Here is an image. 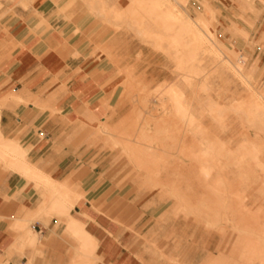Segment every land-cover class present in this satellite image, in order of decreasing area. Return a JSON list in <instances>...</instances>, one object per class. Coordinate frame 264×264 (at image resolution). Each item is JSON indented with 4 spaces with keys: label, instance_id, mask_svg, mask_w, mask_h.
<instances>
[{
    "label": "crops",
    "instance_id": "0c3cea01",
    "mask_svg": "<svg viewBox=\"0 0 264 264\" xmlns=\"http://www.w3.org/2000/svg\"><path fill=\"white\" fill-rule=\"evenodd\" d=\"M189 6V0H0V264L78 262L84 250L69 227L74 220L95 238L92 264H201L209 257L195 263L190 246L177 250L167 245V238L188 236L179 234L184 230L176 226L180 215L175 202L140 181L124 154L112 151L114 166L123 159L129 164L128 180L116 192L111 179L125 171L117 175L107 159L92 160L93 155L77 148L82 142L93 146L102 138L100 122L114 120L120 110V117L128 113L127 99L119 95L124 82L136 76L129 63L126 19L134 18L133 24L136 17L145 19V24L132 27L174 64L178 76L177 68L203 60L207 50L196 44V32L215 27L205 12L192 15ZM253 13L258 17L260 11L255 8ZM232 29H238L240 40L247 39V29L235 23L228 30ZM260 39L264 41V30ZM161 49L172 52L176 60ZM256 70L244 75L253 77ZM225 72L220 70L219 77ZM180 85L165 79L151 89L180 92L192 106ZM196 135L192 136L198 142L223 148L216 137L210 142ZM77 138V145L69 143ZM107 173L111 178L102 182L103 191L95 197L94 182ZM52 187L73 192L71 201L84 197L68 212L53 210ZM27 227L38 237L36 246L27 243Z\"/></svg>",
    "mask_w": 264,
    "mask_h": 264
},
{
    "label": "rangeland",
    "instance_id": "374dc122",
    "mask_svg": "<svg viewBox=\"0 0 264 264\" xmlns=\"http://www.w3.org/2000/svg\"><path fill=\"white\" fill-rule=\"evenodd\" d=\"M189 1H190L189 7H190V11H191L192 15H195L196 13H198L200 11L205 12L206 15L204 14V17L208 20V22L212 26L215 27L214 28L215 33H216L215 42L219 43L221 48L226 52V54L228 56L226 54H224V52L221 54H216L215 52L210 51V50L206 51L207 53L205 55L204 54L202 55V56H204L203 60L194 61V63L188 65L186 69L181 70V69L177 68L178 73H179V76H178L177 73L173 72L174 64L170 60L166 59L165 55H162L160 53H156V51L153 49V47L150 44H148L150 42L146 41L145 38H143L137 32L136 28L132 27V25H138V24H143V23L145 24V19L140 21L136 17L135 22H134L135 24L132 23L134 18L130 19V21H128V19H126L127 22H124L123 24L129 26V28H126L124 30L125 33L129 37V48H130L129 63H130V67L132 68V72H133L134 76H136V77H133V80L129 81V83L126 85L127 87H125V91L123 92L126 94L120 93V99H122V100L127 99L125 104H127L129 106V109H127L128 113L124 117H120L122 112H123V110H120L119 113H116L114 115V117H115L114 120H112L110 122H100L99 126H98V130H99V133L102 135V138L93 146L89 147L86 143L82 142L77 146V148L81 149V151L88 153L89 156L93 155L91 157L92 160H94L96 158H97V160L101 159L100 161L107 159L108 164L111 166V168L113 170L116 171L117 175H119V173H122V171H125V173H123L121 176H119L116 180L111 179L114 182V187L116 188V192H119L121 185L126 183L127 182L126 180H128V178H126L125 176L128 172L129 164L127 162L124 163L125 159H123L120 163L117 164V166H114V163L112 162V153L113 152L115 154H124L130 160L131 167L136 173L135 176L140 181L144 182V184L147 185L153 192H156L160 196L172 197L173 201L175 202V208L178 209L177 210L178 215H180V217H178L176 226L180 230L181 229L184 230V231H180L179 234H184V235L187 234L188 236H178V237H174L172 239L167 238L169 241V242H167V245L172 243L173 245L176 246L177 250H179L180 248L183 249L187 245L190 246V250L193 252H191L189 254L192 257V260H194L195 263H198V262H202L208 254H210V256L214 257V258L215 257L218 258L220 254H223L225 256L230 255L232 253V250H233L234 241L243 239L244 236H245V238H250L251 240H256L257 239L256 236H257V233L259 232V229L257 230L256 228H253L252 230L248 231V233L241 230L242 229L241 221L239 223L238 222L239 220L233 219L234 213L233 214L231 213V212H233L232 210H230L231 212L228 211V214L223 213L221 215V217H222L221 219H223V220L220 219L217 222V223L221 224L222 226H224V228L222 230H220V228L218 226L209 225L207 227V225L205 223L206 221L204 218L205 216H204V214L202 215V213L200 211H199L200 213L198 212V210H197L198 213L196 212V210H194L196 213L193 211H190V212L188 211L189 212L188 213L187 211L183 210L181 202H183L184 199L188 200V201L190 200V201L195 203V201L197 202L198 200L206 201V200H208L207 197H211V196L212 197L209 198L208 201L212 200V202H213L214 199H216L217 197L219 198V196H217L218 193L216 195L213 193V191L209 192L210 190H208V192L211 193L210 194L211 196H208L209 194H207V197L204 196L205 193H203V192H206V189H208L207 187H205L206 189H204V187H203L204 184L202 186L203 187V190H202L203 194L201 193V196L203 195V197H205V199L201 198V196H200V199H199V197L197 198V196L200 195V194L197 195V192L200 193V191H201L200 186L202 184H199V183L196 184L199 186V188H197V190L194 191V192H196V194L192 192L193 188L195 190L196 187H198V186L195 187V185H193V187L190 186L193 183V181L195 182V180H192V178L194 177L193 174H195L196 170L193 171L194 173L189 170L188 171L189 174H188V172H184L185 174L184 173L182 174V171H179V173L181 172L180 174H182L183 176L181 175L180 179L178 181L179 177H177V180H176V176H175V173H174V170L172 167L169 168L171 171L165 170L166 173L168 172L170 174V176H169V174H166L164 171H163L164 175L163 174L159 175V173H162V172H158V173L156 172L158 174V176H157V174L153 173V176L155 178L157 177L156 179H154V177L153 178H150V176L147 177L148 173H146L147 172V168H146L147 166H144L145 163H143L142 166H136V164H138V163L134 162L135 159H137V160L139 159L142 162H146L149 157L151 160H152V158H154V160H155V157H156V159L158 161H162L163 153L165 154L166 152H169L171 154L168 159H170V161H172L173 158L175 159L176 156L177 157L179 156V151L177 150V148H176V151H175V147L168 148V151H166L167 149L163 150V148L159 145L163 140H164L163 142L165 144H170V145L175 144L177 142V139H175L176 135H178V136L182 135L181 137H183V134H180L178 132L175 135L174 131L171 132L169 130V132H171L170 137L167 133H163L164 136H166L165 139L163 137L162 140L160 141V139L154 138L155 136H154L153 131L156 130L155 128L159 125V124H156L157 121L169 120L170 122L169 121H167V122H169V124L171 126H174L175 123H179L178 121H182V120L179 117H177V118H179L180 120L175 118V116L173 118H171L173 114L170 113V110H169V108H171V105L169 107L170 103L168 102V100L166 98L163 99L164 97H161V95L157 94L156 89H151V88H153L158 82H162L165 79H167L168 81H171V82L177 80L178 84L179 85L181 84L180 86L186 92V93H184V95L185 94L187 95L188 99L191 101L192 106H194V108L196 109L195 110L196 115L200 116V114H202V112H203V115H202L203 117H200V120L202 118L201 122L204 124L203 125L204 129L200 133L198 132L196 136L200 137V138L208 137L210 142H212L210 139H212L213 137H216L217 139H220L223 142V146H222L224 148L223 154H226V155H225V157L222 156L223 158H225V159L222 158V161L224 162V163L222 162V165L223 166L225 165V167H224L225 169L223 167H221L222 165L221 166L219 165L218 168L221 167L220 169H224V172L227 173L228 175H230L231 180H232L231 182L233 185L231 183L230 184L233 186V189H238V187H239V190H241V189L245 190L248 194H250L249 196H252L249 198H251V200L254 201V203L260 207L262 212L260 213L259 218L261 219V221H264V213H263L264 212V172L261 170V168L264 167V162L262 165L259 164L257 161H256V163H255V161H250L251 164L250 163H247V165L244 164L243 167L246 168V166H247V168L251 169L253 172L249 171L252 179H248L249 181L244 180L243 182H239L238 173H237L238 165H235V164H237L235 162V161H237V159L235 160V158L239 155H240V157H238V159L241 158V156H242L241 151H245V150H243L242 145L244 144V146H248L249 144H251L250 142L253 139H255V137H256V140H253L252 143H255V145H258V147L262 146V148L260 149L259 155H261V153H262L260 159L264 161V131H263L264 130V125H263L264 123H261V121L264 120V114H263L264 111L262 112V110H260L262 112L261 113L262 116H260V118L258 116V113H260V112H258L256 115V112L253 111L255 109H256V111H258L257 109L259 108V105L261 104V103L259 104V102H262V101L264 102V100H263L264 99V95H263L264 94V90H263V88H264V41H261V39H260L261 33L264 30V0H205V5H204V0H189ZM255 8L258 11H260L258 17H255V14L253 13ZM174 9L176 11H181V9L178 5H175ZM132 15H134V14L132 13ZM232 23H235L239 27L247 29V31L249 32V35L246 36L247 39H244L242 41V40H240V37H237V33H235V32L238 29H232L231 31L233 33L228 30ZM204 38L205 39H203V41L204 40L205 41L204 42L202 41L203 43H206V45H208V46L210 45V43L212 44V42H210V40H208L209 39L208 37H207V39H206V37H204ZM218 40L223 44H220V42ZM146 42H148V43H146ZM225 48L228 51H226ZM228 48H230L234 51H229ZM161 50H163L166 54L170 55L171 57H173L176 60V58L174 57V54L172 52H168L164 49H161ZM241 55H247V57L241 56ZM205 57H208V58H205ZM231 57L233 60L231 59ZM229 58L233 62H228L227 60H229ZM231 60H229V61H231ZM235 60H237L238 62L236 61V63H235ZM226 62H228V63L225 64ZM231 63L236 64L237 66H239V68L242 65V67L240 68L241 70H239L238 67H235L236 65L233 64L234 65L233 66ZM227 65H229L230 67L233 66L235 68H233V67L230 68ZM236 68H237V71H239L237 73H236V71H234V70H236ZM255 68L257 69L255 72V76H253V77L252 76H250V77L245 76V75H247V73H249L250 71H252ZM220 70L222 72L226 71L224 73L223 77H219V71ZM234 73L238 74V76H236V74H234ZM239 73H240V75H239ZM241 75H244L245 78L247 80H249L248 81L249 84L245 82L246 80L244 79V77L241 78ZM138 77L142 78L144 81H147L148 86L144 85L143 82ZM235 78H237L239 81L236 80ZM187 79H188V81H187ZM223 79L228 80L229 82L224 83L225 80H223ZM122 86H123V83H122ZM128 93L132 94V95L130 96ZM127 94H128V96H126ZM155 94H157V95H155ZM260 94L262 95V100L260 98L261 96H259ZM159 97H161V98H159ZM210 99H212L213 101ZM235 99H238L240 101L237 102V101H235ZM258 99H259V102H258L259 105L257 104V106H258V108H257L256 104H254V103L255 102L257 103ZM164 100H166L169 104ZM254 100H255V102H254ZM129 101L131 102L130 104H128ZM245 101H246V103H245ZM248 101H251L250 103L253 104V109L251 108V105L249 107ZM211 102H213V103H211ZM242 102H244L245 104ZM238 103H239V105L237 106V108L238 107L244 108V107H240V106H245L244 110L245 111L251 110L252 113L248 114L247 111L246 112L244 111L245 113H243V111L241 109H239V108L237 109L236 106H234V105H237ZM162 104L167 105L166 110L168 112L166 110H162V108L165 109V106H163ZM213 104H214V106H213ZM217 104L219 106L223 105V107H225V106L226 107H225V109L222 107L224 110L221 107H220L221 109H219V108L216 109L215 106H217ZM230 104H231V107H230ZM232 104H234L233 106H234V108H236L235 109L236 112H235L234 108L232 107ZM262 104H264V103H262ZM261 105H260V109H264L263 105L261 108ZM208 106H209V110H208ZM246 106L249 109H247ZM254 106H256V107L254 108ZM226 108H228V110H229V108H231V110L233 108V111H231V110L228 111ZM211 109H213L214 112L211 111ZM237 110H238V112H237ZM218 111L220 112V117H218L219 116ZM224 111H226V112L223 114L222 112H224ZM240 111H241V113H240ZM165 112L167 115L165 114ZM212 112H213V115H211ZM217 112H218V114H217ZM216 115H218V116L216 117ZM165 116H167V120H166ZM213 116L216 118H212ZM244 117H246V118H244ZM171 119H175V121L177 120V122H174ZM220 119H222V120H220ZM246 119H247V121H246ZM254 119H255V121H254ZM257 119H259V120H257ZM102 123L104 124V127H102L103 126ZM105 123L106 124L109 123V125H113V126H108ZM172 123H173V125H172ZM141 124L144 127H142ZM257 124H259V125H257ZM261 124L263 126H261ZM182 125H183V123H182ZM153 127H155V128L153 129ZM124 128L126 129V131H123V130H125ZM140 128H141V130L143 128L149 129L148 132L150 131L149 132L151 134L150 137L151 138H152V136H154V137L150 140V138L148 139L147 136L143 135L145 137L144 138L142 136V133H141L142 131H140ZM259 128H262V130L261 129L259 130ZM101 129H102V131H101ZM128 129H130V130H128ZM189 132L191 133V131H189ZM256 132H258L260 137H257L258 135L256 136V134H257ZM126 133H128V134H126ZM133 133H134V135H133ZM246 133L248 135H245ZM111 134H112V136H111ZM163 134H161V135H163ZM142 137H143V139H142ZM120 138H121V142L119 140ZM146 139H148V140L146 141ZM157 139L159 140L160 143L158 142ZM246 139H247V141H246ZM248 139H249V142H248ZM79 140L80 139L77 138L75 140L70 141L69 143H74L75 145H77L76 142H79ZM171 140L173 142H171ZM124 141L127 143H130L132 145V147H134L133 150H135L139 144L138 149H137L138 152L136 151V154L131 155L130 152L125 151V148H123V147L127 143H125ZM122 142H124V145ZM163 142L161 144H163ZM243 142H245V143H243ZM146 143H148V144H146ZM149 143H152V144L150 145ZM246 143H249V144H246ZM112 144H114L115 146L117 145V148H114L115 146L114 145L112 146ZM141 145L144 146L143 147L144 149L142 147H140ZM147 145H148V147H147ZM152 145H155L153 147H156V148H153ZM239 146H241V147H239ZM149 147H151V149ZM92 148H93V152H92ZM147 148L150 149L149 150L150 152H148ZM139 149H142L143 152ZM169 149H170V151H169ZM152 150L153 151L156 150L155 152L158 154L151 152ZM159 150H160V152H159ZM237 151L239 152V154ZM128 153H129V155H128ZM137 153L139 156L137 155ZM150 153H152V154H150ZM153 153L156 156H153L154 155ZM134 155H136L138 157H136ZM249 157L251 158V156H249ZM150 159H148V161H150ZM252 160H254V159H252ZM253 162L255 165L253 164ZM252 164L254 165V167L256 165H258L255 167L256 169H258L257 171H256V169L253 170L254 167L252 168V166H253ZM93 166H95V165L93 164ZM229 167L231 170L229 169ZM145 170H146V172H145ZM176 174L178 175V173H176ZM111 175L112 174L107 173V174L103 175L99 180L94 182L96 187H97V190L94 191L95 197L100 192L103 191L102 182H104L108 178H111ZM190 175H193V177ZM254 175L257 176L258 178L257 177L254 178L255 177ZM159 176H162V177H159ZM168 176H169V182H168L169 185L166 183L168 180L166 181L164 178V177H166V179H168L167 178ZM173 176H175V177H173ZM151 177H152V174H151ZM148 178L153 179L152 183L158 181L155 184H156V186L159 185L158 187L160 188V190L155 189L154 187L150 186L151 182L149 181L150 179H148ZM162 178H163V180H161ZM172 178H174L175 180H173ZM181 178H182V180H181ZM180 180H181V183H179V186L182 185L180 187L182 190L181 189H179V190L182 193V197L184 199L182 197H178V196H174V195L171 196L170 194H168V191L171 189L170 187H172L174 184L173 182L174 181L176 182L174 184V186H175L178 184V182H180ZM163 181L167 185L166 184L163 185V183L161 184V182H163ZM189 182L191 184H188ZM240 183H242V184H240ZM41 184H44V183H41ZM44 186H45V184H44ZM187 186H188V188H189V186L191 187L192 190L189 188L190 189L189 191L192 192L191 194L194 195L193 197L190 194V192L184 190V189L188 190ZM177 187H175V188L177 189ZM223 188H225V187H223ZM167 189H169V190H167ZM148 195L151 196V195H154V193L150 192V193H148ZM189 195H191V197ZM213 195H216V196H213ZM217 199L214 201L216 204H213L214 202L212 203L215 206L220 203V202L218 203V200L219 201L222 200V199L220 200V198L218 200ZM222 201L227 202L226 200H222ZM250 201H248V199H247L248 205L249 206L254 205L253 202L251 201V203H250ZM178 205H180V206L178 207ZM229 205L230 204H226L225 205L226 208H225L224 204H222L221 205V207H222L221 211L225 210V212H226ZM186 213H187V215H186ZM192 213H194V214H192ZM183 215L188 217L190 220H185ZM192 219L194 220V223L192 222L193 221ZM187 222H189V223H187ZM196 223L205 227L207 230L202 229ZM216 227H218L219 230ZM27 230H29L30 235L32 237H35L37 239L36 244L34 245V246H36L38 244V237L35 236L36 234H34L30 228L27 227ZM191 230H193V231L191 232ZM136 231H137L136 234L138 235L139 231L138 230H136ZM250 232H251V234H250ZM67 233H68V231H67ZM263 238H264V234H263ZM230 242L232 245L230 244ZM227 246H228V248H227ZM25 248H26V245L24 248L19 246L18 250H19V252H22V251H24ZM236 248L238 249V247H236ZM236 248L234 247L233 253L235 252L236 258H237V255L238 254L240 255L241 251L239 250V253H238V250H236ZM257 248H258L257 252H259V254H257L258 257L256 256V258H254L255 260H253V263L258 264V262H259V264H264V240L259 241ZM158 249L162 250L163 248L160 247ZM226 250H227V254L225 253ZM248 252H251V251H248ZM238 261L239 260L237 259V262Z\"/></svg>",
    "mask_w": 264,
    "mask_h": 264
},
{
    "label": "bare ground",
    "instance_id": "6f19581e",
    "mask_svg": "<svg viewBox=\"0 0 264 264\" xmlns=\"http://www.w3.org/2000/svg\"><path fill=\"white\" fill-rule=\"evenodd\" d=\"M66 15V14H65ZM68 16V15H67ZM66 18V17H65ZM69 18V17H68ZM77 30V29H76ZM158 31V33H157V35L159 36L158 38L160 39L161 38V35L159 34V30H157ZM73 32H75V31H73ZM139 33V32H138ZM197 36H198V39H199V41L197 42L196 41V44H202L201 45V47H203V46H205L206 47V50L207 51H213V52H215L216 54H221L222 53V49H221V46L220 45H218V43L217 42H215V31L214 30H212V29H202V30H197ZM142 35V34H141ZM142 36H144V34L142 35ZM204 37H206V39H207V37L209 38L208 40H210V42H212V44L210 43V45L208 46V45H206V43H203L204 41H203V39H205ZM203 41V42H202ZM161 42H162V40H161ZM202 51V50H201ZM224 52V51H223ZM227 55V54H226ZM219 56V55H218ZM228 56V55H227ZM228 58V57H227ZM99 59V58H98ZM222 59V58H221ZM231 59H232V57H231ZM230 58H229V60H231ZM238 59V58H237ZM229 60H227L228 62H233L232 60L231 61H229ZM236 61L237 60H235V63H236ZM228 62H226L225 64H227ZM238 62V61H237ZM243 63V62H242ZM232 65L234 64V63H231ZM230 64V65H231ZM240 64V63H239ZM234 65H236V64H234ZM233 65V66H234ZM227 66H229V65H227ZM232 66V67H233ZM230 67V66H229ZM232 67H230V68H232ZM235 67H238V69L239 70H241L240 68L242 67V65L240 66V68H239V66H235ZM235 67H233V68H235ZM234 70V69H233ZM234 71H236V73L237 72H239V71H237V68H236V70H234ZM233 71V72H234ZM236 73H234V74H236ZM239 75H240V73H239ZM236 76H238V74H236ZM240 77V76H239ZM238 77V78H239ZM242 77H244L243 75H241V78ZM240 78V79H241ZM245 79V78H244ZM129 82L128 81H125L124 82V84H125V86L128 84ZM132 83V82H131ZM244 83V82H243ZM133 84V83H132ZM127 87V86H126ZM131 88V87H130ZM129 89V88H128ZM132 89V88H131ZM124 91H125V89H124ZM123 93V92H122ZM113 94V93H112ZM123 94H126V93H123ZM129 94V93H128ZM128 94L126 95V96H128ZM151 94V93H150ZM149 94V95H150ZM154 94V93H153ZM157 94H159V95H161V97H164L163 99H167L168 100V102L170 103H168L166 100H164V101H166L168 104H169V107H170V105H171V108H169V110H170V113H172L173 115H172V117L171 118H173L174 116H175V118H177V117H179V118H181V120L182 121H178L179 123H175L174 124V126H171L170 124H169V120H167V116H165V118H166V120L167 121H169V122H167V121H165V120H159V121H157L156 122V124H159L156 128L155 127H153V129L155 128L156 130H154L153 131V133H154V136H152V138L154 137V138H158V139H160V141L162 140V138L164 137V139L166 138V136H164V134L163 133H167L168 135H169V137H170V134H171V132H175L174 134L176 135V133H180V134H183V137H181L182 135H180V136H178V135H176V137H175V139H177V142L175 143V144H165L163 141V144H161L160 142H159V140H158V142L160 143V145L159 146H161L162 148H163V150L164 149H167L166 151H168V148H172V147H175V151H176V148H177V150L179 151V156L176 158L175 157V159L173 160L172 158V161H170V159H168L169 157H170V153L169 152H166L165 154L163 153V157H162V161H158L157 159H156V157H155V160H154V158H152V160L150 159V157L148 158V159H150V161H148V159H147V161L146 162H142L141 160H137V159H135L134 160V162H136V163H138V164H136V166H142V164L143 163H145L144 164V166H147L146 168H147V172H146V170H145V172L146 173H148V176L147 177H149L150 176V178H153L154 176H153V173H155V174H157L158 172H162V173H159V175L161 174H163L164 175V173H163V171L166 173V171L165 170H170L169 168H173V170H174V173H175V176H176V180H177V177H179L178 178V181H179V179H180V176L186 171V172H188L189 170L191 171V169L193 170H196V172H195V174H193L194 175V177H193V175H190V176H192L193 178H192V180H195V182L193 181V183L191 184L190 182L188 183V184H191L190 186L191 187H193V185H195V187L196 186H198V185H196L197 183H199V184H202L201 186H200V188H201V191H200V193H198L197 192V195L198 194H200V195H198L197 196V198L199 197V199H200V196H201V193H202V190H203V187H204V189H206L205 187H207L208 189H206V192H203V193H205L204 194V196H206L207 197V194H209L208 196H211L210 194L211 193H209V192H211V191H213V193L214 194H216L217 195V193H218V195L217 196H219V198H220V200L222 199V200H226L227 202H225V201H219L217 198V200H218V203L219 204H217L216 206L215 205H213V204H216L214 201L216 200V199H214V203L212 202V200H210V201H208L209 200V198H211V197H207V199L208 200H206V201H202V200H198L197 198V202L195 201V203L194 202H192V201H188V200H185L183 197H182V193L180 192V190L179 189H181L180 187L182 186H179V183H181V180H182V178H181V180H180V182H178V184L177 185H175L174 186V184L176 183L175 181L173 182L174 184H173V186L172 187H170L171 189L169 190V189H167V190H169L168 191V194H170L171 196H178V197H182L184 200H183V202H181L182 203V209L183 210H185V211H193V212H195L194 210H196V212H197V210H198V212L200 211L201 213H202V215L204 214V218H205V223H206V225H207V227L209 226V225H213V226H218L219 228H220V230H222L223 228H224V226H222L221 224H219V223H217L222 217H221V215L223 214V213H226V214H228V211L229 212H231L230 210H232L233 212H231L234 216H233V219H235V220H239L238 222L240 223V221H241V227H242V229L241 230H243L244 232H247L248 233V231H250V230H252L253 228H256L257 230L259 229V232L257 233V239L256 240H251L250 238H245V236H244V238L243 239H240V240H237V241H234V243H233V250H234V247L236 248V247H238V249L236 248V250H238V253H239V250L241 251V254L238 256L237 255V258H236V254H235V252L233 253V250H232V253L230 254V255H228V256H225V255H223V254H220L219 255V257L218 258H214V257H211L210 255H209V257L208 258H206L205 259V261H203L201 264H255V263H253V260H255L254 258H256V256H257V254H259V252H257V250H258V248H257V246H258V243H259V241H263L264 240V238H263V234H264V221H261V219L259 218V215H260V213L262 212L261 211V209H260V207L258 206V205H256L255 203H254V201H252L251 200V198H249V197H252V196H249L250 194H248L245 190H239V187H238V189H233V184H232V180H231V177H230V175H228L227 173H225L224 172V167H225V165L223 166L222 165V156H224L225 157V155L226 154H223V149L224 148H222V149H217V146H214V144L212 143L211 145H208L207 143H205V142H198V141H196V140H194V138H193V133H200L201 131H202V123H201V120H200V117H202V114H200V116H197L196 115V112H195V110L192 108V106H188L185 102H184V98H183V94L182 93H180V92H176V91H174V90H169V91H167L166 93H157ZM157 94H155V95H157ZM130 96L132 95V94H129ZM163 95V96H162ZM264 95V94H263ZM113 96V95H112ZM120 96V95H119ZM148 96V95H147ZM259 96H261L260 98H261V100H262V95L260 94ZM149 97V96H148ZM147 97V98H148ZM161 97H159V98H161ZM254 97V96H253ZM252 97V98H253ZM130 98V97H129ZM158 98V99H159ZM259 98V97H258ZM259 98V99H260ZM144 99V98H143ZM259 99H258V101H257V103L255 102V100H254V104H256V106H257V104H258V102H259ZM147 100V99H146ZM210 100H212V99H210ZM264 100V99H263ZM144 101V100H143ZM213 101V100H212ZM163 102V101H162ZM161 102V103H162ZM210 102V101H209ZM217 102V101H216ZM249 103L251 102V101H248ZM211 103H213V102H211ZM210 103V104H211ZM215 103V102H214ZM242 103H244V102H242ZM245 103H246V101H245ZM244 103V104H245ZM248 103V105H249V107H250V105H251V108L253 109V104H249ZM262 104V103H264L263 101L262 102H259V104ZM220 104V103H219ZM241 104V103H240ZM258 104V105H259ZM260 104V105H261ZM163 105V104H162ZM234 104H232V107L234 108V106H236V108H237V106L239 105V103L237 104V105H234ZM242 105V104H241ZM247 105V104H246ZM260 105H259V108H258V106H257V110L258 111H256V109L255 110H253V111H255L256 112V115H257V113L258 112H260V113H258V116H259V118H260V116H262L261 115V113L264 111V109H260ZM263 105V108H264V104H262ZM262 105H261V108H262ZM163 106H165V109L164 108H162V110H166V108H167V105H163ZM162 106V107H163ZM213 106H214V104H213ZM256 106H254V108L256 107ZM223 107V105L222 106H219L218 104H217V106H215V108L217 109V108H219V109H221V108ZM226 107V106H225ZM225 107H223L224 109H225ZM230 107H231V104H230ZM240 107H244L245 108V106H240ZM211 108V107H210ZM222 108V109H223ZM233 108H232V110H231V108H229V110H231V111H233ZM236 108H234V110L236 109ZM239 108V107H238ZM237 108V109H238ZM244 108H239V109H241L242 111H243V113H245L246 111H247V113L248 114H251L252 112H251V110L249 111V110H244ZM246 108L247 109H249L247 106H246ZM250 108V109H251ZM223 109V110H224ZM227 110H228V108H226ZM208 110H209V106H208ZM228 110V111H229ZM260 110H262V112L260 111ZM167 111V110H166ZM211 111H213V109H211ZM245 111V112H244ZM168 112V111H167ZM214 112V111H213ZM213 112H212V114L211 115H213ZM219 112V111H218ZM218 112H217V114H218ZM226 111H224V112H222L223 114L225 113ZM235 112H236V110H235ZM237 112H238V110H237ZM216 113V112H215ZM221 113V114H222ZM240 113H241V111H240ZM246 113V114H247ZM254 113V112H253ZM151 114V113H150ZM165 114H166V112H165ZM263 114H264V112H263ZM167 115V114H166ZM219 115V116H218ZM218 115H216V117L218 116V117H220V112H219V114ZM254 115V114H253ZM222 116V115H221ZM247 116V115H246ZM216 117H212V118H216ZM254 117V116H253ZM170 118V117H169ZM179 118H177V119H179ZM223 118V117H222ZM244 118H246V117H244ZM137 119V118H136ZM164 119V118H163ZM218 119V118H217ZM256 119V118H255ZM255 119H254V121H255ZM171 120H173L174 122H177V120L175 121V119H171ZM180 120V119H179ZM220 120H222V119H220ZM257 120H259V119H257ZM261 120V119H260ZM134 121V120H133ZM136 121V120H135ZM246 121H247V119H246ZM145 122V121H144ZM150 122V121H149ZM148 122V123H149ZM257 122V121H256ZM147 123V122H146ZM182 123H183V125H182ZM250 123V122H249ZM258 123V122H257ZM261 123H264V120L263 121H261ZM103 124V123H102ZM106 124V123H105ZM252 124V123H251ZM106 125H108V126H113V125H109V123H107ZM128 125V124H127ZM144 125V124H143ZM172 125H173V123H172ZM257 125H259V124H257ZM264 125V124H263ZM262 124H261V126H263ZM141 126H142V124H141ZM249 126V125H248ZM260 126V127H261ZM102 127H104V124H103V126ZM142 127H144V126H142ZM108 128V127H107ZM114 128V127H113ZM126 128V127H125ZM124 128V129H125ZM252 128V127H251ZM109 129V128H108ZM111 129V128H110ZM127 129V128H126ZM126 129L125 130H123V131H126ZM256 129V128H255ZM258 129V128H257ZM262 130V128H259V130ZM128 130H130V129H128ZM148 130L149 129H147V128H143L142 130H141V128H140V131H142L141 133H142V136L143 135H145V136H147L148 137V139L150 138V140L152 139L150 136H151V134L148 132ZM169 130L171 131V132H169ZM101 131H102V129H101ZM105 131V130H104ZM189 131H191V133L189 132ZM264 131V130H263ZM128 132V131H127ZM138 133V132H137ZM144 133V134H143ZM152 133V134H153ZM257 133V134H256ZM255 134H256V136L257 137H260L259 136V134H258V132H256ZM126 134H128V133H126ZM156 134V135H155ZM161 134H163V135H161ZM173 134V133H172ZM130 135V134H129ZM133 135H134V133H133ZM139 135V134H138ZM111 136H112V134H111ZM144 137V136H143ZM143 137H142V139H143ZM123 138V137H122ZM132 138V137H131ZM141 138V137H140ZM145 138V137H144ZM148 139H146V141L148 140ZM168 139V138H167ZM166 139V140H167ZM258 139V138H257ZM120 140V142H121V138L119 139ZM118 140V141H119ZM124 140V139H123ZM149 140V141H150ZM156 140V139H155ZM253 140H256V137H255V139H253ZM252 140V141H253ZM132 141V140H131ZM135 141V140H134ZM144 141V140H143ZM246 141H247V139H246ZM245 141V142H246ZM251 141V140H250ZM252 141L250 142L251 144H249V143H246V144H249L248 146H244V144L243 143H245V142H243L242 144V148H243V150H245V151H241L240 153L242 154V156H241V158H239L238 159V157H240V155L239 156H237L236 158H235V160L237 159V161H235L237 164H235V165H238V168H237V173H238V179H239V182H243L244 180L245 181H249L248 179H252L251 178V174H250V172H253L251 169H248L247 168V166H246V168L245 167H243L244 166V164H246L247 165V163H250L251 164V162L250 161H255V163H256V161L259 163V164H263V160H261L260 159V157H261V155H262V153H261V155H259L260 154V149L262 148V146L261 147H258V145H255V143H252ZM125 142V141H124ZM124 142H122L123 143V145H124ZM155 142V141H154ZM171 142H173L172 140H171ZM248 142H249V139H248ZM114 143V142H113ZM121 143V144H122ZM125 143H127V142H125ZM134 143V142H133ZM168 143V142H167ZM217 143H218V141H217ZM115 144V143H114ZM114 144H112V146L114 145ZM143 144V143H142ZM146 144H148V143H146ZM150 145L152 144V143H149ZM158 144V143H157ZM6 145V144H5ZM156 145V144H155ZM155 145H152V147L153 146H155ZM221 145H223V142H221ZM261 145V144H260ZM115 146V145H114ZM138 146H139V144H138ZM138 146L136 147V149L135 150H133V148L134 147H132V145L130 144V143H127V144H125L124 145V147L123 148H125V151H127V152H130V154L132 155V154H136V151H137V149H138ZM140 147H144V146H140ZM147 147H148V145H147ZM239 147H241V146H239ZM114 148H117V145L114 147ZM150 149H151V147H149ZM153 148H156V147H153ZM152 148V149H153ZM161 148V149H162ZM119 149V148H118ZM121 149V148H120ZM144 149V148H143ZM150 149H148L147 148V150H148V152H150L149 150ZM160 149V148H159ZM139 150H141L142 151V149H139ZM146 150V149H145ZM226 150V149H225ZM140 151V152H141ZM156 150H152L151 152H154V153H156L155 152ZM169 151H170V149H169ZM21 152V151H20ZM138 152V151H137ZM139 152V153H140ZM143 152V151H142ZM147 152V151H146ZM159 152H160V150H159ZM165 152V151H164ZM234 152V151H233ZM238 152V151H237ZM23 153V152H22ZM153 153V154H154ZM177 153V152H176ZM150 154H152V153H150ZM156 154H158V153H156ZM238 154H239V152H238ZM128 155H129V153H128ZM137 155H138V153H137ZM146 155V154H145ZM162 155V154H161ZM173 155V154H172ZM232 155V154H231ZM237 155V154H236ZM134 156H136V155H134ZM139 156V155H138ZM138 156H136V157H138ZM152 156V155H151ZM153 156H156L155 154L153 155ZM152 156V157H153ZM249 156H251V158L249 157ZM21 157V156H20ZM133 157V156H132ZM160 157V156H159ZM232 157V156H231ZM135 158V157H134ZM23 159V158H22ZM223 159H225V158H223ZM252 159H254V160H252ZM160 160V159H159ZM224 163V162H223ZM135 164V163H134ZM249 164V165H250ZM253 164H254V162H253ZM252 164V165H253ZM219 165L221 166V167H223L224 169H220V168H218L219 167ZM255 165V164H254ZM254 165L252 166V168L254 167ZM189 166V167H188ZM256 166H258V165H256ZM255 166V167H256ZM251 167V166H250ZM249 167V168H250ZM254 167V169L253 170H255L256 168ZM139 168V167H138ZM145 168V167H144ZM190 168V169H189ZM141 169V168H140ZM229 169H230V167H229ZM193 170V171H194ZM231 170V169H230ZM258 169H256V171H257ZM261 170L264 172V167L263 168H261ZM179 171H182V174H180L179 173ZM192 171V172H193ZM226 171V170H225ZM250 171V172H249ZM144 172V173H145ZM157 172V173H156ZM191 172V173H192ZM227 172V171H226ZM233 172V171H232ZM255 172V171H254ZM143 173V174H144ZM176 173H178V175L176 174ZM194 173V172H193ZM234 173V172H233ZM151 174H152V177H151ZM166 174H169L168 172L166 173ZM180 174V175H179ZM185 174V173H184ZM188 174H189V172H188ZM254 174V173H253ZM256 175V174H255ZM254 175V176H255ZM157 176H158V174H157ZM167 176V175H166ZM169 176H170V174H169ZM169 176L167 177L168 179H166V177H164L165 178V180L167 181L166 183L168 184V182H169ZM172 176V175H171ZM175 176H173V177H175ZM183 176V175H182ZM159 177H162V176H159ZM187 177V176H186ZM257 176H255L254 178H256ZM150 178H148V179H150ZM157 178V177H156ZM155 177H154V179H156ZM258 178V177H257ZM171 179V178H170ZM173 180H175L174 178H172ZM184 179V178H183ZM161 180H163V178L161 179ZM151 183V185L150 186H152V187H154L155 189H158V190H160V188L158 187V186H156V182H158V181H156V182H153L152 183V181H153V179H150L149 180ZM189 181V180H188ZM160 182V181H159ZM192 182V181H191ZM163 183V185L164 184H166V183H164V181L163 182H161V184ZM232 185H231V184ZM166 184V185H167ZM187 184V185H188ZM203 184H204V186H203ZM240 184H242V183H240ZM244 184V183H243ZM47 185V187L48 186H52V184H46ZM63 185V184H62ZM169 185V184H168ZM185 185V184H184ZM179 188H178V187ZM189 186V188L191 189V187ZM203 186V187H202ZM167 187V186H166ZM169 187V186H168ZM175 187H177V189L175 188ZM223 187H225V188H223ZM242 187V186H241ZM187 188H188V186H187ZM188 188V190L187 189H184V190H186V191H188V192H190V194L193 192V193H195L196 194V192H194V191H196L197 190V188H199V186L198 187H196V189L194 190V188H193V191L191 192V191H189L190 189ZM69 189V188H68ZM182 190V189H181ZM192 190V189H191ZM208 190H210L209 192H208ZM49 191L52 193V194H54L55 196H56V198H54L53 200H54V203H53V206H52V208H53V210H60V211H62V212H68L69 211V209H70V207H72L73 205H74V203H76L80 198H82V197H84V195H77L76 193H74V194H76L77 196H78V198H77V200H76V202L75 201H71V195L73 194V192H71L70 190H67V188H63L62 190H60V189H58V188H54V187H52V188H49ZM199 191V190H198ZM205 191V190H204ZM76 192V191H75ZM167 193V192H166ZM202 193V194H203ZM189 194V193H188ZM187 194V195H188ZM192 195V197L194 196L193 194H191ZM191 195H189L190 197H191ZM216 195H213V196H216ZM73 196V195H72ZM80 196V197H79ZM52 197V196H51ZM201 198H203V199H205V197H203V195L201 196ZM190 199V198H189ZM247 199H248V201H252L253 202V204L254 205H252V206H249L248 205V202H247ZM229 200V201H228ZM71 201V204H69L68 205V202H70ZM251 201H250V203H251ZM52 202V201H51ZM225 202V203H224ZM213 203V204H212ZM45 204V203H44ZM44 204H42V205H44ZM222 204H224V206L226 205V204H230L229 206H228V208H227V210H226V212H225V210L224 211H221L222 210V207H221V205ZM180 205H178V207H179ZM46 208V207H45ZM73 208V207H72ZM225 208H226V206H225ZM224 208V209H225ZM44 210V207L42 206L41 207V211H43ZM49 210V209H48ZM71 210V209H70ZM180 210V209H179ZM188 212V213H189ZM195 212V213H196ZM197 212V213H198ZM199 212V213H200ZM264 213V212H263ZM192 214H194V213H192ZM186 215H187V213H186ZM198 215V214H197ZM196 215V216H197ZM199 216V215H198ZM201 216V215H200ZM230 217V216H229ZM196 218V217H195ZM221 220H223V219H221ZM234 221V220H233ZM222 222V221H221ZM237 222V223H238ZM18 223L20 224L21 223V221L19 222L18 221ZM236 223V224H237ZM26 224V223H25ZM18 225V224H17ZM19 226V225H18ZM22 225L20 224V228H22L21 227ZM23 226H25L26 227V225H24V223H23ZM239 226V225H238ZM24 227V228H25ZM69 227H70V229L72 230V232L75 234V235H77L81 240H82V242H83V244H82V250H84L83 252H84V257L83 256H79L80 257V260L78 261V262H75L74 264H92V261H91V257L93 256V251H94V248H95V243H94V240H95V238H92L91 236H90V234H88L86 231H85V229H84V225L81 223V222H79V221H73L72 222V224L71 225H69ZM218 227H216L217 229H218ZM18 229V228H17ZM23 229V228H22ZM26 229V228H25ZM25 229H23V230H25ZM20 230V229H19ZM23 230H21V231H23ZM219 230V229H218ZM26 231V230H25ZM233 231V230H232ZM35 234V233H34ZM234 234V233H233ZM242 234V233H241ZM250 234H251V232H250ZM254 234V233H253ZM231 235V234H230ZM249 235V234H248ZM36 236V235H35ZM250 236V235H249ZM94 239V240H93ZM26 240H27V243L30 245V246H33V245H35L36 244V238L35 237H32L31 235H30V232L26 235ZM235 240V239H234ZM227 241V240H226ZM230 244H231V242H230ZM232 245V244H231ZM227 248H228V246H227ZM248 251H251V252H248ZM82 252V251H81ZM249 254H248V253ZM226 254H227V250H226V252H225ZM224 253V254H225ZM233 254V255H232ZM216 256V255H215ZM258 257V256H257ZM95 258V257H94ZM93 258V259H94ZM237 259L239 260L238 262H237ZM174 260H177V259H174ZM95 261V260H94ZM241 262V263H240ZM258 264H259V262H258Z\"/></svg>",
    "mask_w": 264,
    "mask_h": 264
}]
</instances>
